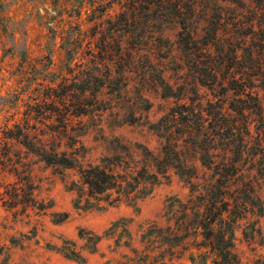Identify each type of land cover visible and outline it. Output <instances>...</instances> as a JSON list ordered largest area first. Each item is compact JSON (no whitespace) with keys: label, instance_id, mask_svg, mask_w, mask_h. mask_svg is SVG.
I'll return each instance as SVG.
<instances>
[{"label":"rangeland","instance_id":"rangeland-1","mask_svg":"<svg viewBox=\"0 0 264 264\" xmlns=\"http://www.w3.org/2000/svg\"><path fill=\"white\" fill-rule=\"evenodd\" d=\"M124 4L126 0H0V155L8 163L0 174V192L6 191L4 184L16 180L8 172L15 164L21 177L30 176L33 188L32 201L13 207L8 205L7 192L0 196V264H80L56 249L65 240L76 242L87 257L86 264H264V139L257 136L262 124L252 127L254 136L241 155L227 156L223 137L218 136L214 144L202 135L187 139V157L195 168L191 183L177 169L168 168L166 174L158 173L159 182L143 199L117 202L115 190H109L91 198L97 207L87 210L75 206L76 201L84 206L89 199L79 167L49 165L9 138V129L24 125L29 116L32 141L77 151L83 164L98 163L119 151L124 162L157 172L155 160L144 155L140 146L160 156L162 139L153 125L178 105V96L208 111L212 91L196 79L202 63L215 56L228 67L239 57L218 56L220 50L214 47L210 54L203 44L197 57H189L188 48L178 39L180 25L141 13L126 25ZM251 7L260 11L259 23L264 25V0H254ZM197 23L195 30L202 34L207 23ZM263 29L244 26L235 33L260 45L263 55ZM192 61H199L200 69ZM227 67L226 72L232 69ZM70 68L94 75L111 73L114 82L98 93L76 91L64 104L62 80L70 77ZM161 77L172 90L162 87ZM257 85L264 100L262 76ZM79 94L83 104L76 99ZM238 103L230 93L225 107ZM214 114L218 119L223 115L217 108ZM226 119L221 118L222 123ZM195 140L200 145L192 149L190 142L193 145ZM205 149L216 164L211 169L200 160ZM226 156L239 163L228 187L212 183L222 179L219 173L231 174L217 166ZM150 185L133 193H142ZM224 196L231 203L226 215H240L228 260L218 248L225 224L207 221L224 207ZM63 212L68 218L56 222L54 213ZM81 229L104 235L97 252L85 248Z\"/></svg>","mask_w":264,"mask_h":264},{"label":"trees","instance_id":"trees-1","mask_svg":"<svg viewBox=\"0 0 264 264\" xmlns=\"http://www.w3.org/2000/svg\"><path fill=\"white\" fill-rule=\"evenodd\" d=\"M222 1L228 5L220 4L217 0H126V4H124L127 10H124L122 16L126 25H131L132 22L136 21L140 13L144 14V16L146 15V17L151 15V17H158L164 21L175 22L180 25L178 39L180 43H184L188 48L189 57H197L199 45L202 44L204 50L208 53L214 47L220 50L218 56L239 57L238 61H235V65H229L228 67V63H218L215 56L213 58L210 57V61L205 65L202 63L201 66L204 67L200 68L203 71L202 73L198 72L196 79L198 83L208 86L212 91L214 98L208 101V111L207 109H199L195 103L193 104V101L188 103L189 101L183 99V96H178L181 100L177 103L178 105L172 107L153 125L162 139L160 156H156L147 146H140L144 149V155H149L155 160L154 164L157 167V172H150L146 165L142 169H139L136 165L124 162L119 151L115 155L102 157L98 163L89 162L83 164L80 158L82 155L77 151H60L54 147H49L47 142L43 143L41 140L32 141L29 129L31 128L32 121L29 116L25 118L24 125L17 123L15 124L16 129H9V138L17 139L28 150L39 156L41 160L49 165L66 168L79 167L80 177L82 183L87 188L89 199L86 200V205L81 206L80 202L76 201L75 206L86 210L97 207L96 203L91 201V198L105 194L109 190H115L116 196L114 201L117 202L125 201L133 203L143 199L151 193L152 186L159 182L158 173L166 174L168 168L177 169L179 175L191 183L193 177H195V168L190 164L187 157V149H190L188 145L189 140H187L189 138H200L199 136L202 135L211 144H214L218 136L223 137L226 141L227 152H229L227 156L241 155L254 136L252 127L255 124H262V127L257 131V136L260 137V140L264 139V100L257 85V80L261 76L264 82V54L262 55L259 51L260 45H257L255 42L250 43L246 35H236L235 30H239L244 26H249L253 30L257 26L263 28L264 25L259 23L258 16L260 15V11L251 7L254 0ZM238 7L242 8V10L237 11L236 8ZM238 12H242L243 14L240 15ZM200 14L203 17H200ZM241 17H245L246 20H243L240 24ZM200 20H204L207 23L203 27L202 34H198L195 30L196 24H198L197 21L200 22ZM238 41L239 45L236 44ZM226 46L228 49L225 48ZM212 53L210 52V54ZM73 58L68 57V60H72ZM192 62V66L200 69L201 63L199 61ZM226 67L227 69H232L226 72ZM69 76L64 77L65 79L62 80V82L65 81V88L60 98L64 104L71 101L70 96L75 95L76 91H80V93H86L87 91L98 93L108 83L114 82V76L111 73L94 75L90 71L76 72L75 68H70ZM161 82L162 87L164 86L172 90V86L162 77ZM218 86H221L220 90ZM230 93L234 94L235 99L239 103L232 104L226 109L225 100L229 98ZM172 95L173 93L169 94V96ZM76 99L80 104H83L80 94L77 95ZM54 104L56 105L57 102ZM216 108L221 109L223 114L221 118H227L225 124L222 123L221 118H217L216 114L212 116ZM81 113H85V111H81ZM211 116L213 119H211ZM68 129V126L65 124V134H67ZM194 130L198 132L195 133ZM194 142L193 145L190 142V147H193L192 149L200 145L199 141L195 140ZM81 146H83L82 143ZM227 156L217 166L221 165L228 172H231V174L219 173L218 169L216 172L222 174V179L219 177L213 182L210 181L215 185L228 187L232 182L231 175H234V172L238 170V161L231 160ZM200 160L209 169L216 165L210 151L207 149H205V154L201 155ZM124 163L126 166H123ZM7 164L5 157L1 154L0 174L5 173ZM184 169H188L190 172L186 173ZM8 172L17 176V178L12 183L4 184L6 191L0 192V196L4 198V194L7 192L8 197H6V200H10L8 205L11 207L21 202L32 201L31 194L33 188L30 187L32 185L30 176L23 175L21 177L19 175V167L16 164ZM148 184H151V187L146 189V191L139 194L133 193L137 187H147ZM27 185L29 186L27 187ZM226 198L224 196V207L218 213L212 215V217L209 216L207 221L211 225L216 220L225 224L224 231L220 230L218 239L220 240L219 244L221 247L218 248H221L220 254L223 258L228 260L229 256L233 253L231 248L233 246L234 225L239 220L240 215L236 217H230L229 214L226 215L230 210L229 205L231 204ZM214 203L212 202V204ZM54 216L57 217L56 222H63L68 218L69 214L67 212L54 213ZM205 224L202 225L204 228H206ZM79 236L85 240V248L90 253H95L98 251L99 243L104 235L81 229ZM1 248L5 250L4 247ZM56 249L67 258L80 264H86L87 262V257L80 249H77L76 242L73 240H65ZM7 259L6 256L4 260Z\"/></svg>","mask_w":264,"mask_h":264}]
</instances>
